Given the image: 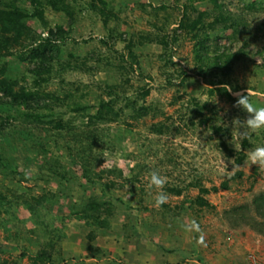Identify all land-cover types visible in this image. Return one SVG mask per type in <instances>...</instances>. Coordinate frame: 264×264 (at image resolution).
<instances>
[{
  "label": "rangeland",
  "instance_id": "rangeland-1",
  "mask_svg": "<svg viewBox=\"0 0 264 264\" xmlns=\"http://www.w3.org/2000/svg\"><path fill=\"white\" fill-rule=\"evenodd\" d=\"M105 1L108 3L106 13L110 12L107 25L104 24V15L91 7L93 0H64V5L73 7L71 17L44 5V16L49 26L62 25L69 33L64 42H59L60 57L53 62L50 78L41 87L57 93L61 99L68 93L72 95L60 110L67 111V104L79 103L87 107L85 111L89 114L96 113L100 98L106 97L102 89L104 84L128 78L127 97L130 99L136 97V91L143 87L150 89L149 95L137 102V106L151 108L148 115L133 118L137 107L135 110L131 105L126 107V102L121 100L119 106L125 111L119 122L97 126L105 134L102 135V144H95L92 149L95 160L91 161V167L95 172L121 169L122 177L113 174L107 178L118 185L107 189L102 184L91 183L89 178L84 177L76 155L67 148V144L72 142L70 136H58L61 131L51 130L45 125L16 122L24 131L31 130L36 138L47 144V160L58 159L69 172L68 180H62L48 167L43 154L38 155V148L28 158L12 139L5 138L0 144L4 145L7 156L19 165V170L25 172L24 178L22 175L17 177L21 179V193L30 187L35 194H41L42 189H50L54 194L40 215L45 217L47 211L52 215L49 229L59 238L57 246L63 256L59 264H160L162 261L166 264H199L205 258L209 263L208 255L227 253L240 264L246 261L251 264L250 259L255 256L259 264L264 259V206L259 209L256 222L248 215L246 219H241L227 212L231 213L230 210L236 206H246L253 211V200L259 195L264 196V167L249 166L247 163L248 153L264 146V132L251 134L235 147L231 143V132L235 131L233 119L244 120L248 115L235 106L236 94L248 92L254 104L264 105V0H220L227 10L239 15L242 24L234 40H231V30L210 32L211 40L207 42L210 50L216 46L220 47V51L230 48L231 52H235L242 48L245 41L248 46L229 74L224 76L217 72L207 78L197 72L191 40L182 39L173 49V56L168 55L172 56L175 64L167 63L168 58L162 56L164 50L154 41L157 34L155 24L162 23L166 26L164 32L169 33L177 27L181 9H177L176 0H166L168 8L165 10L155 9L163 0ZM95 3L101 6L98 0ZM23 5L32 11L27 0H23ZM196 7L205 8L200 4ZM28 23L37 33L45 34V28L37 19ZM141 35L146 39L140 44ZM130 40L134 41L132 51L139 64L135 67L136 71L120 72L121 76L118 73L120 58L121 55L127 58L126 45ZM6 61L14 78H20L22 83L30 86L33 84L34 79L28 71L36 64L21 63L14 57ZM181 69L189 75L186 87L179 86ZM210 79L227 82L213 86ZM226 85L232 89L228 91L232 99L207 92V89L216 87L227 90ZM179 95L182 97L173 102ZM191 96L196 97L200 104L206 103L202 114L209 118L207 124L194 117V125H189L192 119L190 111L195 108L193 104H188ZM82 114L85 113L69 110L64 119ZM78 119V124L83 122L85 125L87 122L86 119ZM220 120L222 124L218 126ZM159 122L171 126V131L162 135L153 133L150 128L152 123ZM224 124L228 127H223ZM213 127H220V130L214 131ZM244 141H247L246 146ZM222 143L234 153L244 152L246 158L243 163L238 164L235 157H229ZM153 171L166 178L163 191L168 200L164 204L171 208L180 207L167 212L171 215L166 214L168 222L165 223L160 218L162 205H155V196L160 190L148 187ZM238 172L242 175L235 177ZM5 173V170L0 173V185L8 184V181L17 183L10 176L4 177ZM134 177V181L125 180ZM226 180H229V188H221V183ZM167 185L181 187L182 195H171L166 190ZM202 186L210 189L209 193L203 194L209 206L200 208L196 199ZM92 195L113 203L118 210L115 208L117 211L112 217L111 227L100 230L95 240L90 242L87 239L90 226L70 216L69 211L73 205H81ZM141 199L146 210L140 208ZM29 206L30 202L25 201L14 203L8 212L0 208V221L6 220L0 226V262L29 264L27 257L21 258V253L37 250L44 241L41 240L45 238L43 232L31 219ZM131 217L137 233L132 239H126L123 235L125 224L130 222ZM148 221L159 223V226L156 230H147L140 223ZM193 221L200 230L185 231L183 226ZM34 228L35 232L30 233ZM89 245L99 247L103 252L95 257L88 251ZM174 247L176 252L172 250ZM196 249L203 252L198 253ZM213 261L217 264V257Z\"/></svg>",
  "mask_w": 264,
  "mask_h": 264
},
{
  "label": "trees",
  "instance_id": "trees-1",
  "mask_svg": "<svg viewBox=\"0 0 264 264\" xmlns=\"http://www.w3.org/2000/svg\"><path fill=\"white\" fill-rule=\"evenodd\" d=\"M31 6L32 11L23 5V0H0V144L5 141V138H10L26 152L28 158L33 154L35 148L40 150L39 154H43L44 162L54 172L58 173L62 180H68V170L64 165L59 163L58 159L47 160L48 147L43 141L35 137V133L31 130L24 131L16 122L20 123H36L38 125H45L51 130L61 131L59 135L70 136L71 143L67 144L69 151L76 155L79 164L84 172V177L89 178L91 183L102 184L104 188L112 189L118 185L114 180L107 179L109 175H115L122 177L121 169H106L99 172H95L91 167V161H94L92 149L95 144H102V135L105 133L100 131L97 126H109L118 123L124 114L125 109L119 106L121 100L125 101L126 107H133L135 115L133 118L140 119L148 115L150 107L139 105L137 102L140 99H144L149 95L150 89L143 87L140 91H136L135 96L132 99L127 97L128 95V78H122L120 82L114 84H104L103 88L106 97H102L96 107V113H86V106L79 103L67 104L68 110H60L59 108L69 97H72L70 93L65 95L64 98H60L57 93L49 92L42 86L50 78V74L53 70V62L60 57L61 49L59 42L66 40L69 31H67L62 25H56L51 27L48 24L44 16V5L47 4L55 11L65 12L66 15H73V7L70 4L64 5V0H27ZM76 1V0H74ZM91 7L98 10L104 15V24L107 25L110 12L106 13L107 2L105 0H98L101 6H98L93 0ZM166 0L162 1V4L155 7V9H166ZM204 5V9L196 7ZM175 5L178 10L181 9V17L177 22V27L173 29L171 33L166 31V26L161 24H155L157 34H155V42L160 44L164 50L163 57H167L168 64H175L172 60L173 49L180 44L182 39H189L193 42V59L197 65V72L200 76L207 78L209 75L217 74L221 72L222 75L229 74L232 66L240 57L244 54V48L248 46V42H244L242 48L235 52H231L230 48H224L220 51V47H214L210 50L207 42L211 40L210 32L223 30H231L233 36L231 40L236 39V35L239 33V26L242 24L239 15L233 14L227 10L220 0H176ZM252 8L251 5L248 6ZM31 19H37L45 28V34L37 33L30 25ZM167 20H165V23ZM167 25V24H166ZM146 39L145 36H140L139 43H143ZM153 40V39H151ZM134 41L127 42L126 49L128 51L127 58L121 55V62L119 64L118 73H130L134 72L135 67H138V59L132 48ZM102 43L106 44L105 41ZM264 50V47H263ZM261 54L263 52H260ZM171 54L172 56H168ZM14 57L21 63L36 64V67L29 69V73L33 77V84L30 86L26 82H21L20 78H14L7 65V58ZM212 70V71H210ZM215 70V72H214ZM120 75L122 76L123 74ZM180 87H186V78L189 76L185 70L180 71ZM22 80L25 81V77L22 76ZM211 85L218 86L225 84L223 80H209ZM170 82V81H169ZM178 86V87H179ZM223 90V91H222ZM207 92L210 95L221 94L225 95L228 99H232L231 95L226 89L209 88ZM179 95L174 99H180ZM189 105H194L195 108L191 109L190 114L192 119L189 125H194V117H199L202 124H207L209 118L202 114V110L206 108V103L200 104L196 97L191 96ZM60 110V111H59ZM77 113L84 112L78 117H71L64 119V115L68 111ZM3 113V114H1ZM86 119L87 122L83 125L78 124L80 121L78 118ZM78 120V121H77ZM127 126L129 123L124 121ZM94 128H89L93 127ZM21 128V129H20ZM151 131L157 134H165L171 131V126L165 125L161 122L152 123ZM49 129V130H50ZM214 131H219L220 127L214 128ZM178 130V129H177ZM57 135V134H56ZM3 140V141H2ZM69 142V141H68ZM244 145H247V141H244ZM225 150H228L229 157H235V161L238 164H242L246 155L244 152L234 153L230 150L225 143H222ZM19 165L15 161L7 156L4 151V145H0V173L6 171L5 176H10L17 181L16 184L8 181V184L0 185V208L5 211H9L14 203L30 202L29 212L31 213V219L36 226H39L40 232H43L42 243L39 244L37 250H31L29 252L21 253L22 257H27L29 264H59L63 260L62 251L58 248L59 238L49 228L52 221V215L47 211L46 216H41V210H44V205L47 204L54 196L52 190L42 189L41 194H35L32 192V188H25L24 192H20L21 179L18 176L24 178L25 172L19 170ZM60 173H59V172ZM241 172L235 174V177H240ZM126 181H134L136 178L125 179ZM15 182V181H14ZM229 180L221 183V188H229ZM166 190L171 195H182L183 189L181 187L166 186ZM200 195L197 196L196 204L200 207H208L209 204L203 198V194L210 192V189L206 187H200ZM216 190V188H213ZM143 199V198H142ZM140 201V208L146 210L143 204V200ZM254 210L246 206L233 207L228 215L240 216L241 219H246V215L256 222V218H259V209L264 206V196L259 195L253 200ZM161 221L162 223L168 222L165 220L168 211L178 210L180 207L175 208L162 205ZM117 207L113 203L99 199L97 196H90L86 201H82L81 205H73L69 211V215L83 221L91 228L87 235V239L90 242L94 241L100 230L111 227L112 217L115 215ZM1 210V209H0ZM45 212V211H44ZM49 212V213H48ZM1 214V211H0ZM171 214H167V216ZM255 215V216H253ZM253 216V217H250ZM264 220V218H262ZM5 221H0V226L5 224ZM125 224L126 231L123 235L126 239H132L137 233L135 223L132 221ZM141 226L147 230H156L158 224H152L151 221L141 222ZM250 225V223H245ZM264 225V222L262 223ZM1 228V227H0ZM35 228L30 230V233L35 232ZM41 242V241H39ZM164 248V247H163ZM2 247L0 248V251ZM88 251L95 257L103 252L101 248L89 245ZM6 264V262H0ZM15 264V263H14Z\"/></svg>",
  "mask_w": 264,
  "mask_h": 264
},
{
  "label": "clouds",
  "instance_id": "clouds-1",
  "mask_svg": "<svg viewBox=\"0 0 264 264\" xmlns=\"http://www.w3.org/2000/svg\"><path fill=\"white\" fill-rule=\"evenodd\" d=\"M227 86V85H226ZM227 91L231 92L232 89L227 86ZM237 100L235 103L236 107L241 108L248 115L247 118L241 120L235 118L232 121V126L234 132H231V143L235 146L241 144L244 139H248L251 134L264 132V105H256L252 102L248 92L246 94L237 93ZM222 122L220 120L221 126ZM223 127H228L227 124H224ZM225 165V162L222 161ZM247 163L249 166L258 165L264 167V146L257 147L250 151L247 155ZM239 167V166H236ZM166 183V178L162 177L158 172L153 171L150 175V180L148 187L149 189L156 188L160 191L155 196V205L157 207L163 205L167 202L168 196L163 191L164 185ZM185 231H199V225L195 221L190 224L183 226ZM201 242H203V237H201Z\"/></svg>",
  "mask_w": 264,
  "mask_h": 264
},
{
  "label": "crops",
  "instance_id": "crops-1",
  "mask_svg": "<svg viewBox=\"0 0 264 264\" xmlns=\"http://www.w3.org/2000/svg\"><path fill=\"white\" fill-rule=\"evenodd\" d=\"M176 247H174V248H172V250H174V252H176L177 250L175 249ZM198 249H196V251H197ZM260 250V249H259ZM198 252V251H197ZM203 252V251H202ZM201 251H199L198 253H202ZM228 254V253H227ZM225 255V254H217V255H208V257H209V263L208 262H206V258H205V261H203L202 263H204V264H216L214 261H213V259L215 260L216 259V257H217V259H218V261H217V264H240V263H237L236 261H234V259H233V257H230L229 255ZM164 255H166V254H164ZM200 255H203V254H200ZM225 255V256H224ZM165 257H167V256H165ZM207 257V258H208ZM243 260H246V259H243ZM262 260V259H261ZM261 260H260V262H261ZM264 259L262 260V262L260 263L259 262V264H264ZM202 263H199V264H202ZM160 264H166V262L165 261H162ZM245 264H249L247 261H246V263Z\"/></svg>",
  "mask_w": 264,
  "mask_h": 264
},
{
  "label": "built area",
  "instance_id": "built-area-1",
  "mask_svg": "<svg viewBox=\"0 0 264 264\" xmlns=\"http://www.w3.org/2000/svg\"><path fill=\"white\" fill-rule=\"evenodd\" d=\"M250 260H251V264H257L255 256H252Z\"/></svg>",
  "mask_w": 264,
  "mask_h": 264
}]
</instances>
